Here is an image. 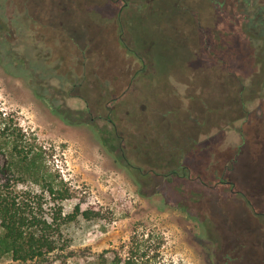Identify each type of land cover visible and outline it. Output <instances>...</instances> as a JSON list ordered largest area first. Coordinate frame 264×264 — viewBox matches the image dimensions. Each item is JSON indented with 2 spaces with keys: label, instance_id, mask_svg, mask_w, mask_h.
<instances>
[{
  "label": "rangeland",
  "instance_id": "rangeland-1",
  "mask_svg": "<svg viewBox=\"0 0 264 264\" xmlns=\"http://www.w3.org/2000/svg\"><path fill=\"white\" fill-rule=\"evenodd\" d=\"M28 1L39 20L31 38L44 35L61 78L30 77L27 61L8 67L0 51V109L42 144L72 194L62 210H91L68 229L65 264H264V130L248 124L235 154L243 111L234 82L208 68L186 12L213 27L210 3L128 0L120 18V5L106 0H77L78 15L68 3L60 11L55 0ZM108 88L124 94L111 114ZM249 107L264 117L263 100ZM234 158L226 179L258 212L228 184L210 189ZM179 162L205 183L166 175Z\"/></svg>",
  "mask_w": 264,
  "mask_h": 264
},
{
  "label": "trees",
  "instance_id": "trees-1",
  "mask_svg": "<svg viewBox=\"0 0 264 264\" xmlns=\"http://www.w3.org/2000/svg\"><path fill=\"white\" fill-rule=\"evenodd\" d=\"M106 1L120 5V18L123 9H128L130 5L128 0ZM207 1L218 17L215 26L202 25L198 12L187 9L186 12L195 18L200 53L208 68L219 80L227 76L234 82V95L243 111L242 121L237 126L241 136L235 153L238 155L249 141L248 124L254 122L264 130V117L255 120L249 107L256 99L264 101V0ZM55 2L60 11L68 3V9L78 15L77 0ZM38 22L28 0H0V51L6 54L4 59L8 67L12 65L10 62L16 61V66L21 65L22 68L27 61L29 66L26 69L30 77H43L44 73L46 79H60V74L56 73L59 65L48 64L50 51L42 44L44 35L33 39L29 33ZM20 46L23 47L22 53ZM38 70L43 73L38 74ZM107 90L103 94L108 98L106 107L111 114L116 104L124 100V94L116 95L111 88ZM37 95L43 96L39 92ZM56 111L62 115L69 113L68 109L59 106ZM108 120L116 129L110 115ZM235 159L225 172L217 176V180L210 183V189H216L218 184H228L232 195L245 197L257 211L246 193L235 182L226 179L225 174L232 169ZM166 175L198 179L205 183L185 163H177ZM71 198L72 194L63 186V180L47 165L42 144L35 136L28 135L12 114L0 109V257L31 264H65L66 257L62 251L69 245L68 229L79 215L91 217V210H81L78 204L71 212L63 211L61 202Z\"/></svg>",
  "mask_w": 264,
  "mask_h": 264
},
{
  "label": "crops",
  "instance_id": "crops-1",
  "mask_svg": "<svg viewBox=\"0 0 264 264\" xmlns=\"http://www.w3.org/2000/svg\"><path fill=\"white\" fill-rule=\"evenodd\" d=\"M189 95V94H188ZM189 97H190V95H189ZM188 97V99L187 100H189L190 98ZM239 139V137H236V138H234V141H236V140H238ZM234 141H232V142H234ZM231 142V143H232Z\"/></svg>",
  "mask_w": 264,
  "mask_h": 264
}]
</instances>
